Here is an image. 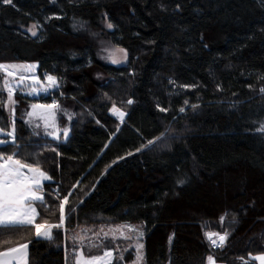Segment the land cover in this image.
Listing matches in <instances>:
<instances>
[{
	"label": "trees",
	"instance_id": "1",
	"mask_svg": "<svg viewBox=\"0 0 264 264\" xmlns=\"http://www.w3.org/2000/svg\"><path fill=\"white\" fill-rule=\"evenodd\" d=\"M30 23L36 36L21 29ZM83 27L105 32L127 51L126 63H102ZM4 60L56 76L66 97L56 98L74 106L67 139L34 137L22 119L33 98L15 94L17 143L31 145L21 158L31 153L27 162L52 178L37 222L59 223V200L71 191L66 231L96 215L141 223L146 264H205L209 255L256 264L264 252V0H0ZM91 67L106 78L87 96ZM4 103L0 89L8 131ZM113 103L123 121L109 111ZM51 231L47 239L31 226H0V251L26 244L27 264H73L62 228ZM206 232L228 237L213 247Z\"/></svg>",
	"mask_w": 264,
	"mask_h": 264
},
{
	"label": "snow or ice",
	"instance_id": "2",
	"mask_svg": "<svg viewBox=\"0 0 264 264\" xmlns=\"http://www.w3.org/2000/svg\"><path fill=\"white\" fill-rule=\"evenodd\" d=\"M3 3L5 5L11 4L12 0H3ZM177 8H179V5H177ZM36 27H38V25H33V29ZM107 27L112 28L113 25L109 23ZM33 29H29V31H31L32 36H36L38 33ZM103 51L107 52V56L104 58L110 60L112 64L123 63L128 59V53L123 48H104ZM36 69V63L11 65L0 63V70H3L6 74L3 86L7 91L9 105H15L13 97L20 88H27V95L38 98L42 94H47L49 89L58 88L60 86L56 76L46 74L42 80L36 75ZM261 91H264V89H261ZM127 103L132 104L133 101L129 99ZM157 107H159V105H157ZM193 107H195V105ZM60 111L63 110L55 100H53L51 104L33 103L31 105V110L27 112V120L25 123L34 125L36 129L43 127L47 136L52 137L54 140H59L61 129L57 124V119L58 112ZM109 111L119 120H124L125 113L118 108L115 103H113ZM160 111L164 112L167 111V109L160 108ZM184 111V108H180V112ZM65 115H67L68 120H72L73 114L65 111ZM69 133V128L65 127L62 129V135L65 139L69 137ZM37 135H39L38 132ZM165 137L166 134H162V136L156 138V140H149L147 145H143L136 151L140 152L148 146H154ZM18 140L19 137L16 135L15 112L13 107V119L10 130L5 131L4 128H0V149H12L11 152L0 150V226L7 228L31 226L35 229V236L37 238L43 237L51 239V230L62 227L66 220L71 219L70 212L66 213V205L69 204L71 191H69L68 195L63 196V198L59 200V223L50 224L47 221L37 222L39 213L36 204L37 202L41 205L45 204L46 194L43 191V182L50 181L52 178L41 168L38 162H27L28 159L32 157L31 153H27L21 158L22 150H25L31 145L19 144L17 143ZM53 151H55V149H53ZM35 156L38 160L40 154L37 153ZM79 183L80 182L77 181L76 184L72 185V188H76ZM178 183L183 184L184 181L179 180ZM53 191L56 197L59 198V187ZM85 195H87V192ZM220 219L223 221L224 217L222 216ZM89 231L92 232L91 236L86 234ZM83 232L85 233L84 235H76L73 237L74 242L78 243L81 249L78 252L74 251V255L77 256L75 264H113V251L108 250L102 242L109 238V233H112V238L115 239V233L117 232L120 237L125 240H132V234H136L135 239L137 243L135 247L137 250V261L142 259L139 253L143 245L139 244L138 241L142 238L143 233L139 232L137 227L133 225L126 224L121 227L110 228L108 231H104V229L101 228L99 232L94 229H84ZM205 236L211 241L213 246H223L228 237V233L225 232L224 234H220L206 232ZM214 237H218V239ZM97 241H100V243H97ZM102 246L105 247L102 255L88 256L85 258L82 251L84 247L100 248ZM26 247V244H21L19 247L9 248L7 251H0V257L8 256L10 253L23 254ZM122 258L123 257H121V259ZM206 259L208 264H215L212 255L207 256ZM253 259L258 261L259 264H264V253L256 255Z\"/></svg>",
	"mask_w": 264,
	"mask_h": 264
},
{
	"label": "rangeland",
	"instance_id": "3",
	"mask_svg": "<svg viewBox=\"0 0 264 264\" xmlns=\"http://www.w3.org/2000/svg\"><path fill=\"white\" fill-rule=\"evenodd\" d=\"M108 24L109 23L107 22L106 18H104L101 22L102 29L104 28V30H111V28L107 27ZM33 25H35V24L30 23L26 26H21V29L32 36V33H31V31H29V29H33ZM33 30L38 32L37 28H34ZM81 30L84 33L89 34L94 39L95 47H96V51H97V57L99 58V60L102 63H104L106 65H113V66H120V65H124L126 63V61H125V62L119 63V64H112L110 60L104 58L107 56V52L103 51L104 48L118 47V46H115L114 44H112V42L105 35V32L101 31L100 29L93 31L87 27H83V28H81ZM119 48H121V47H119ZM0 63L6 64V65H11V64L34 63V62H19V61H12V60H4ZM88 73L91 77V82L87 85V96H90L95 92L94 85L100 84L101 82H103L105 80L106 76L97 67H91L88 70ZM5 75H6L5 72L3 70H0V89L5 94L4 110H5L8 122H9V129L8 130H10L11 122L13 119V107H14V112H15L16 99H15V95H14V97H13V99L15 101L14 106L8 104L7 91L3 86ZM36 75L39 76L37 74V69H36ZM44 75H46V74H43L41 77L40 76L39 77L43 80ZM59 90H60V86L58 88L49 89L47 94H42L38 98L27 95L26 94L28 92L27 88H20L16 91V93H21L24 96H26L27 98H33L30 102L28 101V104L22 105L23 114H24L22 119L24 122L27 120V112L31 110V105L33 103L51 104L53 102V100H55L60 105L61 109L63 110V111L58 112L57 124H58L59 128L61 129V135H60L59 139L64 140L65 137L62 135V129L65 127L70 129L71 122H72V120L71 121L68 120L67 115H65V111L67 113L73 114V107L74 106L68 102H63V103L59 102V99L56 98L55 92H57L61 98L65 97L63 92L59 91ZM47 96H50L51 99L45 100V98ZM16 117L17 116L15 113V120H16ZM115 118H117V117H115ZM119 121H121V120H119ZM27 125L32 131V136L37 137L38 136L37 132L39 133V135H46L44 130H43V127L36 129L34 127V125H29V124H27ZM259 129L260 130L264 129V122H262L260 124ZM44 182H46V181H44ZM94 221L95 222H92L90 224L79 225L78 227L71 228L67 231H66V227L64 225L61 227L62 233H63L61 246L63 249L65 259H71L69 262H71V263L73 262V264H75L77 256L74 255V251L78 252L81 250L80 245L78 243L74 242L73 237L76 235H84L85 234L83 232L84 229H94L95 231L99 232L101 228H103L104 231H108L110 228H116V227H121V226L126 225V224H130V223H112L107 218H103V217L98 216V215H96L94 217ZM130 225L137 227L139 232L143 233L142 238L138 241L139 244L143 245V248L140 250V253H139L142 256V259L137 261V250L135 247L137 241L135 239V235H136L135 233L132 234V236H133L132 240L123 239L122 237H120L118 232L115 233L116 238L113 239L112 238L113 234L109 233V238L104 240L102 243L104 246L107 247L108 250L113 251V258H112L113 264H146L143 227H142L141 223H132ZM86 234L88 236H91L92 232L89 231ZM214 238L218 239V237H214ZM97 243H100V241H97ZM104 246H102L100 248L84 247L82 249V251L84 253L85 258H87L88 256L102 255L103 251L105 250ZM16 247H19V245ZM16 247H13V248H16ZM213 247H218V246H213ZM7 250H4V251H7ZM262 253H264V252H262ZM259 254H261V253H259ZM259 254H257V255H259ZM121 257H123V258L121 259ZM0 264H27V247L24 249L23 254L10 253L8 256L0 257ZM205 264H208L207 259L205 260ZM215 264H223V263H219V262L215 261ZM256 264H259V262L256 261Z\"/></svg>",
	"mask_w": 264,
	"mask_h": 264
}]
</instances>
